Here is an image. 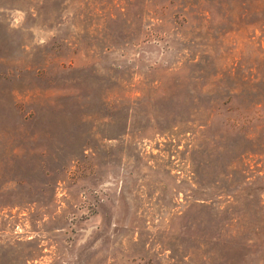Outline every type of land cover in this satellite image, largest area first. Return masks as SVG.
<instances>
[{"label": "rangeland", "instance_id": "rangeland-1", "mask_svg": "<svg viewBox=\"0 0 264 264\" xmlns=\"http://www.w3.org/2000/svg\"><path fill=\"white\" fill-rule=\"evenodd\" d=\"M256 71L264 0H0V264L264 255Z\"/></svg>", "mask_w": 264, "mask_h": 264}, {"label": "trees", "instance_id": "trees-1", "mask_svg": "<svg viewBox=\"0 0 264 264\" xmlns=\"http://www.w3.org/2000/svg\"><path fill=\"white\" fill-rule=\"evenodd\" d=\"M257 87L255 89V91H252L251 89H248L247 87H236V91L238 93V97L241 99V101L243 103H247V101L249 99H253L255 104L259 105V107L264 106V87L260 86V84H264V71H256L254 76H253ZM242 122L245 123L246 121V117H242ZM262 203V200H260V205ZM262 205L264 206V203H262ZM226 211H228L226 209ZM225 224L227 226L228 232L232 233L229 230V227H231L232 223H231V217L230 215H228V217H225ZM234 239L238 238V242L240 248L237 252H232L231 255H227L226 259H225V264H264V255H259L257 253H254V250L252 251L253 259L248 260L247 258V253H246V246H248V243L252 241V238L249 237L248 235H244L241 234L240 236H231ZM240 238V239H239ZM228 240V239H227ZM237 241V240H236ZM247 257V258H246Z\"/></svg>", "mask_w": 264, "mask_h": 264}]
</instances>
